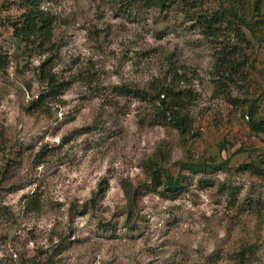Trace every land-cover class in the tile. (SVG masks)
<instances>
[{
  "label": "rangeland",
  "instance_id": "rangeland-1",
  "mask_svg": "<svg viewBox=\"0 0 264 264\" xmlns=\"http://www.w3.org/2000/svg\"><path fill=\"white\" fill-rule=\"evenodd\" d=\"M39 3L55 18L45 51L12 35L14 2L0 19V264H237L248 246L246 264H264V172L244 166L264 156L250 126L264 119V50L224 24L205 37L183 0ZM218 51L246 66L216 75ZM167 56L197 94L190 137L115 91L162 76ZM46 59L68 84L40 102ZM159 151L173 172L192 158L227 165L185 171L182 189L165 191L145 182L143 163Z\"/></svg>",
  "mask_w": 264,
  "mask_h": 264
},
{
  "label": "trees",
  "instance_id": "trees-1",
  "mask_svg": "<svg viewBox=\"0 0 264 264\" xmlns=\"http://www.w3.org/2000/svg\"><path fill=\"white\" fill-rule=\"evenodd\" d=\"M141 1L146 5H157L163 8L168 2L175 0ZM197 1L183 0L187 4V8H198V10L195 9V12L189 11L187 13L189 20L194 21L205 37L217 38V32L224 24V26H230L234 34L237 37H242L246 43L252 44L254 42L252 45L257 50H264V0H218L216 6L211 10L201 8L199 2L196 4ZM6 2H14L17 9V13L13 17H5L12 35L26 46L36 44L37 48L45 51L48 48L46 47L47 44L51 41L53 32L55 18L52 13L41 8L39 0H0V19L4 18L1 14L5 11L4 4ZM3 20H0V25L4 23ZM248 35L252 40L249 39ZM226 53L228 52L218 51L217 54L215 52V67L226 64L224 67H220L221 69H215L216 75L225 70L228 73L233 72L234 64L238 67L246 66L240 59L231 65ZM253 55L250 66H255L256 63L254 52ZM47 60L39 65L37 71L39 81L45 85L44 92L39 96L38 101L40 102L45 100L47 96L53 97L62 94L68 84L64 80H59L50 66L45 65ZM166 64V72L162 73V76L153 77L147 85L135 87L122 84L117 85L115 91L119 95L132 96L145 101L150 105L152 114L157 119L170 123L182 136L190 137L193 133L195 117L189 113L188 103L193 99L195 100L197 94L184 83L186 82L184 76H186L188 71L185 65L176 66L170 56L166 57ZM167 72H170L171 75V79L168 82L165 77ZM217 80V82H220L219 79ZM253 102L254 100H251L250 105ZM250 126L252 130L264 137V119L257 122L252 121ZM157 155L156 157H149L143 163L146 170L145 182L149 181L148 183L152 184L154 188H156V185L162 186V190L171 192H177L182 189L184 182L181 177L185 171L199 173L212 169H223L227 165V161L215 164L192 158L179 161L175 172H173L171 168L164 165L163 158L160 157L162 156L160 151ZM244 166H247L253 173L262 174L264 172V156L258 157L252 163ZM128 199L129 212H133L134 202L130 196ZM249 253H254L251 247L242 248L236 263H248L249 259L247 256Z\"/></svg>",
  "mask_w": 264,
  "mask_h": 264
}]
</instances>
